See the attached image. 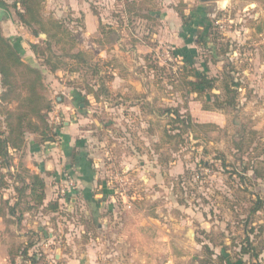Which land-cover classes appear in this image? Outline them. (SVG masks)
<instances>
[{
  "label": "rangeland",
  "instance_id": "1",
  "mask_svg": "<svg viewBox=\"0 0 264 264\" xmlns=\"http://www.w3.org/2000/svg\"><path fill=\"white\" fill-rule=\"evenodd\" d=\"M19 9L13 0H0V29L17 42L23 61L38 73L28 75L24 66L16 78L22 84L38 77L41 87L36 91L47 98L49 114L59 109L57 97L73 104L70 94H81L82 114L75 113L71 120L88 133L90 159L100 184L112 189L116 206L111 211L114 227L99 231L82 200L71 205L68 194L59 197L54 190L50 195L48 188L40 208L28 190L25 194L15 190V207L32 203L35 209L27 213L28 232L19 228L26 215L22 219V212L13 213L18 235L34 239L36 251L26 254L35 255L33 264H59L54 245L60 239L66 241L64 252L73 248L72 252L85 253L90 238L98 235L100 240L125 234V243L128 237H138L133 247L128 245L127 258H112L107 264L221 263L215 261L216 252L228 253L234 263L246 257H238L246 237L252 240V252L262 250L264 255V0H39L40 22L31 26L20 22ZM127 11L147 13L153 19H133ZM184 11L195 27L201 24L191 35L199 49L195 64L200 67L204 56L209 75H219L213 90L219 100L227 96L224 79L240 82L234 107L218 108L210 94L205 98L204 93H189L181 83L182 60L172 56L180 26L172 16L183 20ZM88 12L97 16L95 28L86 19ZM202 13L207 20L203 28ZM207 24L206 36L211 28L216 37L208 35L202 55L198 39ZM45 38L50 51L45 50ZM32 43H40L43 56L33 52ZM19 102L0 105L15 109ZM56 115L46 114L53 125L50 136L60 118L70 120L66 113ZM26 136L28 141H42L39 134ZM26 171L20 169L18 174L29 177ZM16 180L15 187L20 188L22 183ZM4 181L0 205L9 208L3 201L14 190ZM258 200L263 207L253 212ZM55 202L56 211L46 208ZM102 214L109 221L110 212ZM139 222L150 228L139 229ZM116 241L109 244L113 250L120 244ZM48 246L51 250L41 251ZM22 262L29 260L21 258L18 264ZM247 262L253 264L249 258Z\"/></svg>",
  "mask_w": 264,
  "mask_h": 264
},
{
  "label": "crops",
  "instance_id": "2",
  "mask_svg": "<svg viewBox=\"0 0 264 264\" xmlns=\"http://www.w3.org/2000/svg\"><path fill=\"white\" fill-rule=\"evenodd\" d=\"M120 2V0H119ZM91 5V2H90ZM125 14V13H124ZM126 15L130 18H145V19H151L152 16L148 15L147 13H136V12H128ZM183 20L178 19V15H173V22L177 26H180L179 31L177 32V35L175 33L176 39H177V45L175 48V51L178 52V49L182 52H187L189 50H194L196 51V56L195 60L197 59L199 49L196 46V42L194 41V38L191 36L193 31L196 29V31L200 28V25L197 27L194 26V23L192 22V17L191 15H188L186 11H184L182 14ZM86 19L89 20L91 26L94 28L98 24L96 23L97 16L92 14L91 12H88L85 14ZM189 16V18H188ZM156 16H154L155 19ZM153 19V18H152ZM122 20V19H121ZM182 21V22H181ZM206 18L204 13H202V28L204 26V23L206 22ZM122 22V21H121ZM111 25V23H109ZM122 25V24H121ZM125 25V24H123ZM111 30V27H109ZM124 26L122 27V29ZM193 30V31H192ZM175 31V30H172ZM110 31H104V33H107ZM204 48H202V54H204ZM179 53V52H178ZM177 57H181L177 56ZM202 65L206 67L207 63L204 59V56H202ZM215 90V89H213ZM210 91V92H204L205 98L207 97V93L210 94V98L214 95L217 96L215 92ZM78 93V92H77ZM203 94V93H202ZM70 98L76 103L79 104V106L75 105V102L73 101V104H66V101L69 100H62L61 97L58 98V108L59 109H54L53 112H50L51 114H57L58 117H62V114L66 113L70 116V120H64L62 121L60 118L59 122L57 123L56 127L53 129L54 131V136H52V140L49 141H40L37 140H30L28 141L25 137V143L22 146L20 150H9L10 154V160H9V168H5L7 171H0V174L4 175V179L9 182L7 184V187H12L14 190L12 195L10 197L8 196L4 201L3 204H10L8 206H13V202L17 201V198L15 196V185H17V180H16V175L18 174L19 170H27V168L30 169V171H27L28 174H39L40 177L45 181L47 189H50L49 194L54 193V190L59 186L65 177L69 176L71 179L74 181V187L69 189L67 191L68 196H70L69 202L71 205H75L76 203L80 202L81 200L84 201L87 209L90 211L92 215V219L95 223V227H98L97 229L100 231V228L105 230L108 229L110 230L113 228V221L111 222V211L114 212L116 209V206L114 203H112V189H109L104 182L100 184L99 182V177H98V171H97V166L95 164V161L90 159L91 153L88 148V139L86 140L85 138L88 136L85 135L82 131L81 128H79V124H76L71 120V118L75 119L76 117L74 116L75 113L76 115H79L80 113L82 114V108L84 104L82 103L80 99V93L76 94L75 92H72L70 94ZM64 98V97H63ZM80 101V102H79ZM69 103V102H67ZM73 105H75L73 108ZM78 107V108H77ZM133 109V108H132ZM81 122V120H79ZM56 123V121H55ZM52 121L50 122V128H52ZM88 131V130H87ZM27 134H33L34 136L37 135L36 133H27ZM88 138V137H87ZM44 142V143H43ZM18 157V158H16ZM4 167L0 166V169L2 170ZM6 172V173H5ZM16 172V173H14ZM63 173H65L63 175ZM29 175V176H30ZM25 181H28V176L24 177ZM53 185V186H52ZM98 186V188H97ZM53 190V191H52ZM27 191V190H26ZM71 193V194H70ZM25 194V193H24ZM11 201V202H10ZM1 203V201H0ZM63 202L61 201L60 205ZM67 204V203H66ZM36 205V204H35ZM45 205V203H44ZM40 208L42 207L41 205H38ZM9 210L11 211L10 207L8 208H3L2 205H0V264H18L19 260L21 258L23 260L27 261L29 260V256H32L34 260L35 255H23L21 254V251L25 248L26 249V254H30L31 250L34 249L33 244L34 239H28L24 234L18 235L19 232L16 231L18 229V221L16 220L14 216V212H22L23 217L26 215V222L23 223V226H19L23 232L27 231L29 228V224L27 221V213H29L30 210H34V206L32 203L26 204L24 206H16L13 208L12 214H9ZM44 210V209H43ZM104 211L110 212L109 214V221L107 220L106 216H103L102 212ZM100 215L101 217H104L103 222H100ZM105 220V221H104ZM99 221V222H98ZM22 222V220H21ZM150 222V221H149ZM152 224V222H150ZM147 224H149L147 222ZM115 225V224H114ZM139 229L142 228H147L145 225L146 223L144 222H139ZM156 225H152L151 228H156ZM120 225L119 228L120 229ZM148 227L147 229H149ZM6 232H5V231ZM16 231V233H14ZM28 232V231H27ZM126 232V230H124ZM3 233H6L4 235ZM118 233V231H117ZM127 235V234H126ZM110 236V235H109ZM100 235L95 237L94 239L90 238V246H88L87 250L85 253H80L74 250L72 252L73 248H71V252L67 253L64 252L63 250V241L60 239L57 241L54 245L56 251H55V262H58L59 264H107L109 262V259H123L127 258L126 255V250H129V247H133V242H137L138 240L137 236L134 237H128V241L125 243V234L113 237L110 236L109 238L106 239H100ZM152 237V236H151ZM118 239L119 241H116L115 239ZM261 238V237H260ZM259 238V239H260ZM156 243L157 245L159 244V238L156 236ZM127 240V238H126ZM120 242L118 245V248L116 249H111V245L114 244V242ZM66 242V241H64ZM143 241H141L142 243ZM250 242L252 240L250 239ZM264 242V241H263ZM259 243V242H258ZM68 244V243H67ZM75 244L71 242V247H73ZM124 248H123V246ZM65 246V245H64ZM100 246H105V248L100 249ZM66 247V246H65ZM110 247V249L108 248ZM108 248V249H107ZM51 250V247H44L41 251L47 252ZM131 249V248H130ZM137 250V248H135ZM36 251V249H34ZM40 251V250H39ZM155 254V251H152ZM124 253V254H123ZM137 253V252H133ZM131 253V254H133ZM257 253V256H253L251 254H240L238 257L240 258L241 255H245L246 257H242L240 259H237L234 263H231L230 260L228 259V253L225 252H216L214 254L215 256V261L221 260V263L216 264H222L224 262L225 264H244L245 260L249 258L251 259V262L254 264V260L258 259L259 264H264V255H261V251H255L254 254ZM23 255V257L21 256ZM135 256V255H134ZM132 256V258H134ZM149 258V257H148ZM244 258V259H243ZM261 258V259H260ZM131 259V257H129ZM213 262V261H211ZM30 263V261H29ZM28 263V264H29ZM21 264H25L22 262ZM210 264V262L208 263ZM248 264V262H247ZM252 264V263H251Z\"/></svg>",
  "mask_w": 264,
  "mask_h": 264
},
{
  "label": "trees",
  "instance_id": "3",
  "mask_svg": "<svg viewBox=\"0 0 264 264\" xmlns=\"http://www.w3.org/2000/svg\"><path fill=\"white\" fill-rule=\"evenodd\" d=\"M38 5L39 0H13L14 7H21V9L17 10V15L20 19V22L28 26H31L35 22H40V19H38L37 16ZM60 24L61 23L58 25L60 26ZM42 28H44V26H42ZM207 29L208 24L205 26L198 39V42L202 43V48H204V51V46L206 43L205 40L208 38V35L211 36V39L213 40L216 37V34H214L211 28L206 36ZM35 32L36 31H34V34ZM44 32L47 34L46 31ZM48 41V38H45L43 43L46 45L45 50L50 51V49L47 48L50 45ZM17 45V42L14 43L12 39L5 37L0 29V104H8L14 100L20 101L17 108L15 109H9L5 105H0V114L3 115L2 121L0 122V124L3 125L0 126V166L4 168H9V160L11 158L9 150H20L25 143V137L27 133L39 134L43 141L52 140V136L55 134L54 132L51 136L48 134L51 131V128L47 121L46 114L49 115L51 107L47 102H45L47 100L45 96L41 97V95L37 94L36 89L41 87L38 77L34 78L33 80L29 79L22 84H20L16 78L17 70L20 67L23 68L24 66H26L25 68L28 71V75L37 76L38 73L37 68L34 67V65H31L29 62L25 61L27 63L26 64L23 61L22 55ZM31 48L38 57L44 55V51L40 46V43H32ZM178 52L173 51L172 56L176 58L177 56L181 55V70L183 71V74L180 76V80L189 93L193 92L196 94H202L204 92H210L216 88V82L220 78L219 75H209L207 65L206 67L203 65H200V67L196 66L194 59L196 56L195 49H191L187 52H182L178 49ZM44 61L49 63L50 59L46 58ZM54 67L56 68V65H53L51 68L54 69ZM222 87L225 95L227 96L223 101H220L219 98L214 95L212 98L214 105L218 108H221L225 105L234 107L236 104L235 90L240 87V82L235 81L234 78L230 77L228 80H223ZM23 89H25V91L24 94L21 95L22 93L20 94L19 91H22ZM174 115L178 118L180 116L178 112H174ZM184 116L189 122L191 121L189 115ZM219 156L222 157V153H220ZM223 159L224 157H222V160ZM28 178V181H25L24 175L17 174L16 179L20 180L22 184L20 188L15 187V190L22 194L28 190V195L31 197V200L34 201V204L42 205L45 195V181L40 177L39 174H32ZM4 180V175L0 174V186L6 184V181ZM15 204H17V201ZM14 207V204L13 206H10L12 212ZM57 207V202H55L49 203L46 208L54 212L57 210ZM261 207H263V201H256L255 206L253 207V212H256ZM252 228L253 227H249L248 232L251 233L253 231ZM246 238L247 239L245 242L249 244L244 243L239 253L257 256V253L254 254V252H252V247L250 246L251 243L249 242L250 239L248 241V237ZM21 254L26 255L25 248L21 251ZM29 257L30 264L35 263L36 260H34L32 256Z\"/></svg>",
  "mask_w": 264,
  "mask_h": 264
},
{
  "label": "built area",
  "instance_id": "4",
  "mask_svg": "<svg viewBox=\"0 0 264 264\" xmlns=\"http://www.w3.org/2000/svg\"><path fill=\"white\" fill-rule=\"evenodd\" d=\"M56 118H58L57 115ZM65 178L66 179H64V181L55 189V193H57L59 197H62L65 193L67 194V191L75 185L73 179H71L69 176Z\"/></svg>",
  "mask_w": 264,
  "mask_h": 264
}]
</instances>
